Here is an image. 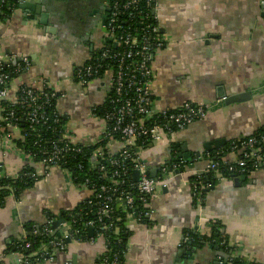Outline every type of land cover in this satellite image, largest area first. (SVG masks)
<instances>
[{
  "label": "crops",
  "instance_id": "1",
  "mask_svg": "<svg viewBox=\"0 0 264 264\" xmlns=\"http://www.w3.org/2000/svg\"><path fill=\"white\" fill-rule=\"evenodd\" d=\"M92 1L91 8H98V0ZM261 1L157 0L156 20L167 45L151 62L153 108L173 111L189 102L206 104L207 114L141 151L149 175L156 169L158 176V169L173 163L179 154L190 162L178 159L184 162L181 172L163 177L150 201L149 225L126 221L130 236L124 264H212L215 251L208 247L197 251L193 260L175 257L182 251L179 244L186 232L208 234L212 222L220 224L229 244L236 247L234 256L264 264V166L239 183L230 177L214 180L202 206H195L188 183L205 168L209 152L264 126ZM20 4L0 24V56L26 57L30 65L13 77L7 99L15 100L21 84L39 85L41 78L48 79L63 94L59 111L68 118L73 140L91 145L105 127L100 116H91V109L105 101L108 82L97 79L81 86L72 75L99 51L103 26L93 30L80 26L74 0H44L48 16L43 22ZM236 95L242 98L231 103L224 100ZM226 159L235 156L228 154ZM27 165L43 172L40 163H28L0 145V167L6 175H15ZM89 196L87 189L74 186L63 171L51 168L18 200L6 198L0 207V264H18L17 254L7 248L12 239L26 236L25 223L43 225L45 212L71 210ZM103 251L101 238L93 244L69 241L64 251L40 264H95Z\"/></svg>",
  "mask_w": 264,
  "mask_h": 264
},
{
  "label": "built area",
  "instance_id": "2",
  "mask_svg": "<svg viewBox=\"0 0 264 264\" xmlns=\"http://www.w3.org/2000/svg\"><path fill=\"white\" fill-rule=\"evenodd\" d=\"M21 2L0 0V5ZM157 10V0H111L99 51L74 70L72 79L81 86H87L97 79L107 80L108 94L105 101L91 109V116H100L105 127L91 144L98 145L90 158L96 171V182L86 180L88 185L85 183L80 186L90 193L85 216L77 229L72 228L71 222H64L55 230H46L55 233L59 229V237L49 243L52 247L50 254L48 246L40 248V257H45L43 263L52 260L56 252L64 251L65 241L93 244L101 238L104 251L95 264H120L118 255L108 249L109 244L103 237L105 231L113 229L112 223L107 220L113 219L115 213L124 214L126 221L144 223V219L149 220L152 213L150 201L163 177L168 172L182 170L184 166L183 161L176 160L162 166L158 169V176L152 178L140 159L142 150L163 136L203 120L207 114L206 104L189 102L173 111H157L153 108L151 87L155 74L151 62L167 45V39L156 20ZM29 65L30 60L26 57L0 56V145L22 155L28 163H40L42 173L32 167L34 172L26 174L36 179L46 177L51 168L60 169L65 157L70 153H79L80 146L85 144L73 140L74 131L68 125V118L59 111L63 94L56 91L48 79L41 78L39 85L21 84L16 90L15 100L11 102L7 99L9 84L13 79L10 72L20 74ZM11 66L14 67L12 71ZM1 102H9L11 108L6 109ZM14 105L17 111L13 110ZM21 123L26 124L27 129H23ZM42 129L50 137L45 139L38 136L34 145L40 146L46 141L51 143L42 149L40 161L34 162L33 157L25 154L14 141H23L29 130L34 132ZM53 136H58L60 143L52 140ZM228 154L235 156V159H226ZM215 155L220 156L221 165L209 159L202 172L188 180L195 206L204 204L213 181L225 177L224 174L230 178H240L246 172L257 171L264 165V129L256 135L230 142L224 152H216ZM60 170L71 181L70 173ZM135 171L139 172L138 181L134 177ZM18 173L6 175L0 167V179H16ZM3 188L0 187V190ZM7 189L11 192L7 198L19 199L14 197V189ZM44 224L49 223L45 221ZM87 232L88 239L84 240L81 233ZM114 234H117L116 228ZM187 242L188 237H185L182 243ZM29 246L26 243V247ZM17 256L18 264H21L22 255ZM232 258L229 262L218 260V264H231Z\"/></svg>",
  "mask_w": 264,
  "mask_h": 264
},
{
  "label": "trees",
  "instance_id": "3",
  "mask_svg": "<svg viewBox=\"0 0 264 264\" xmlns=\"http://www.w3.org/2000/svg\"><path fill=\"white\" fill-rule=\"evenodd\" d=\"M18 4L14 5H0V24L4 23L8 19V17L12 14V12L17 8ZM14 67H10L12 71ZM17 73L10 72V76L16 77ZM1 104L6 108H11L9 102H1ZM13 110L17 111V107L12 106ZM23 129H27V125L21 123ZM264 126L257 130L254 134L256 135L258 132L262 131ZM48 138L50 135L44 130H36L27 132L24 140H15L14 143L20 148L25 154L31 155L33 157L34 162H39L41 159V151L44 147L49 145L51 142L46 141L45 144H41L40 146L34 145V141L36 138ZM52 140L60 143L58 136L51 137ZM229 144V143H228ZM227 144V145H228ZM226 146L218 150L217 152H224ZM81 151L79 153H70L65 157V160L60 164L59 168L62 170H67L71 176V183L78 187L86 183V180L89 182H96V171L90 163V158L93 152L97 149L98 145H85L80 146ZM216 152H209L210 161H216L220 165V156L215 155ZM174 158V157H173ZM173 161V160H172ZM172 163V162H171ZM264 165H262L259 169H261ZM34 169L32 167L22 168L18 173V177L16 179L3 178L0 179V187H5L0 190V207L4 205L5 199L10 196L11 192L7 189V187H11L14 189V197L19 198L21 193L27 189H30L37 181L41 179V177H37L36 179L30 178L26 176V174L33 173ZM251 172H246L245 175ZM244 175V176H245ZM225 177H229V175L224 174ZM243 177V176H242ZM192 179V177L190 178ZM87 184V183H86ZM88 185V184H87ZM89 199H86L76 206H74L71 210L60 211L57 214H53L50 212H45L44 216L46 221L49 223L48 225L43 224L40 226H34L31 223H25L23 225V230L27 231L28 229L32 230V234L30 236H25L24 238H16L12 239L8 245L7 251L13 252L15 254L22 255L21 264H40L43 263L45 257H40V248L42 246L49 247V254L52 252V247L50 246V242L56 240L59 237V229L55 231V233H49L47 229L55 230L53 224L60 220L62 223L71 222V226L73 229L78 228V223L84 218L85 210L87 208ZM108 223H112L113 229H109L103 233V237L105 241L109 244L108 249L112 252L116 253L119 257L120 264H124L125 254L127 251V243L130 236V231L126 227V219L124 214L115 213L113 219L107 220ZM143 224L149 225V220L144 219ZM46 225V226H45ZM48 227V228H47ZM117 229V234H114V229ZM84 240H87V233H81ZM188 237V242L186 244L182 243V240ZM179 248L185 252V254L190 253L193 258L197 251L202 248L208 247L211 250L225 255V257H220L215 255V260L212 264H218V260L229 262L230 258L233 256V252L235 250L234 246L229 244V240L225 232L219 223L212 222L210 223V231L208 234L200 233L199 231H188L184 234L182 238ZM68 241H65L67 244ZM26 243H29L30 246L26 247ZM99 259V258H98ZM193 260V259H192ZM98 261V260H97ZM231 264H254L250 262H244L242 258L233 257L231 259Z\"/></svg>",
  "mask_w": 264,
  "mask_h": 264
},
{
  "label": "flooded vegetation",
  "instance_id": "4",
  "mask_svg": "<svg viewBox=\"0 0 264 264\" xmlns=\"http://www.w3.org/2000/svg\"><path fill=\"white\" fill-rule=\"evenodd\" d=\"M110 1L111 0H98V8H91L93 4L92 0H74L76 4L75 16L78 20V24L80 26L86 25L88 29L92 30L98 26H103L104 30L110 13ZM88 5L90 9L87 8ZM260 6H264V1L260 2Z\"/></svg>",
  "mask_w": 264,
  "mask_h": 264
},
{
  "label": "water",
  "instance_id": "5",
  "mask_svg": "<svg viewBox=\"0 0 264 264\" xmlns=\"http://www.w3.org/2000/svg\"><path fill=\"white\" fill-rule=\"evenodd\" d=\"M30 1H33V0H30ZM27 0H22L21 4L19 5L21 9H25V10H28L32 13V16L33 15H38L40 16V22H43L44 20H46L47 18V9H46V6L45 4L43 5L42 2L44 3V0H34V2H38L39 4H27ZM76 6V5H75ZM264 8V6H263ZM42 20V21H41ZM222 98H224V96H222ZM242 98L241 95H236V96H233L231 98H226L224 99L226 102H234V101H238ZM178 159H183L185 162H190V159L186 156V155H178L176 159H174V161L178 160ZM177 172H181L180 170L179 171H175V173ZM134 177H135V180L138 181L139 180V172L138 171H135L134 173ZM150 177L152 178H155L156 177V169L152 170L150 172ZM244 178L243 177H240V178H235L234 179V182L235 183H239L241 181H243ZM62 222L60 220H57L53 226L54 228L58 227ZM31 235V229H28L26 231V236H30ZM90 236H91V232H90ZM215 255L216 256H221V257H225L224 254L218 252V250L215 249ZM175 257H177L178 259H183L182 257H184L185 259L187 258L188 260H192L193 258L191 257L190 253L188 254H185L184 251H178L176 254H175ZM17 261V259H16ZM182 263V261L180 262Z\"/></svg>",
  "mask_w": 264,
  "mask_h": 264
}]
</instances>
